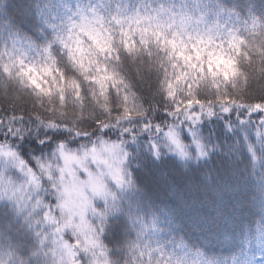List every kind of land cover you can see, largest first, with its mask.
<instances>
[{
    "label": "snow or ice",
    "instance_id": "1",
    "mask_svg": "<svg viewBox=\"0 0 264 264\" xmlns=\"http://www.w3.org/2000/svg\"><path fill=\"white\" fill-rule=\"evenodd\" d=\"M253 82L264 0H0V264H264Z\"/></svg>",
    "mask_w": 264,
    "mask_h": 264
},
{
    "label": "trees",
    "instance_id": "2",
    "mask_svg": "<svg viewBox=\"0 0 264 264\" xmlns=\"http://www.w3.org/2000/svg\"><path fill=\"white\" fill-rule=\"evenodd\" d=\"M259 2H260V0H257V3H259ZM262 88H264V82H261V83L253 82V84H252V94H254V95L260 94ZM252 211L253 212H258L259 209L258 208H254ZM255 218H258V217H255ZM253 219H254V217L251 214H248L246 216V219H245V226L247 225V222H249V221H251ZM241 239H242V237H241V235H240V233L238 231L237 232V236H236V241L238 242ZM210 254H212V253H210ZM214 254L215 255H220V256H228V255H230V253L227 250L223 249V248H218Z\"/></svg>",
    "mask_w": 264,
    "mask_h": 264
}]
</instances>
